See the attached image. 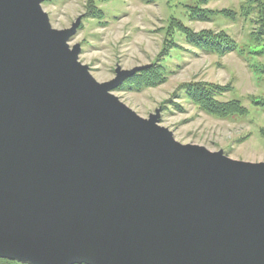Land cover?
Listing matches in <instances>:
<instances>
[{
  "label": "water",
  "instance_id": "95a60500",
  "mask_svg": "<svg viewBox=\"0 0 264 264\" xmlns=\"http://www.w3.org/2000/svg\"><path fill=\"white\" fill-rule=\"evenodd\" d=\"M42 0H0V258L264 264V162L181 143L98 82Z\"/></svg>",
  "mask_w": 264,
  "mask_h": 264
},
{
  "label": "rangeland",
  "instance_id": "374dc122",
  "mask_svg": "<svg viewBox=\"0 0 264 264\" xmlns=\"http://www.w3.org/2000/svg\"><path fill=\"white\" fill-rule=\"evenodd\" d=\"M87 0H42L53 28H68L79 17L80 22L69 44L80 47L79 61L89 67L98 82L115 76L117 66L131 69L149 68L165 43L176 40L180 48H173L161 61L164 80L139 90H113L121 101L142 117L160 108L159 123L173 131L177 141L205 146L209 150H223L233 159L264 162V110L252 98H264V52L258 50L262 42L252 35L255 11H264V0L256 6L248 0H209L205 7L212 11L209 21L190 20L186 4L196 0H94L103 13L94 17L88 13ZM231 11L226 17L219 11ZM244 11H252L250 16ZM179 21L196 31L223 30L237 42L239 49L224 55L205 52L191 46L177 31L173 22ZM173 34V36H171ZM249 53V55H245ZM229 84L232 91L222 99H239L247 108L242 117L218 118L199 109L185 94L169 99L183 82ZM122 83V82H121ZM9 264H26L10 260Z\"/></svg>",
  "mask_w": 264,
  "mask_h": 264
},
{
  "label": "trees",
  "instance_id": "16d2710c",
  "mask_svg": "<svg viewBox=\"0 0 264 264\" xmlns=\"http://www.w3.org/2000/svg\"><path fill=\"white\" fill-rule=\"evenodd\" d=\"M254 3L256 6L261 4V0H248ZM209 0H196L193 4H186L188 11V17L190 20L209 21L212 18V11H209L205 4ZM86 7L88 13L94 17H102L103 13L98 9L94 0H87ZM226 17L233 18L231 11L222 9L219 11ZM252 11H244V15L250 16ZM255 18H252L254 34L257 38L256 42H262V45L258 50L264 52V11L258 7V11L254 12ZM172 32L180 33L184 40L191 46L198 48L205 52H217L220 55H224L239 49L237 42L230 38L223 30L212 31L209 29H203L196 31L190 26H187L179 21L173 22ZM173 36V34H171ZM180 48L176 40H171L169 43H165L161 52L157 55L156 60L149 68L142 69L135 72L133 75L125 78L122 83L116 88L120 90L136 89L139 90L143 86L157 85L164 80V67L161 61L167 56L171 49ZM245 55L249 53L245 52ZM232 87L229 84H213L208 82H183L172 92L169 99L162 101V108L166 103H172L175 107L181 108L179 103L176 102L180 97V92H185L186 96L198 106L199 109L208 112L209 114L218 118H231L234 116L242 117L247 114V108L242 104L239 99H222L225 94L232 91ZM255 105L264 110V98H252ZM11 261L5 258H0V264H9Z\"/></svg>",
  "mask_w": 264,
  "mask_h": 264
}]
</instances>
